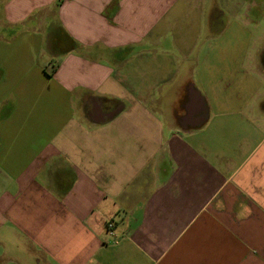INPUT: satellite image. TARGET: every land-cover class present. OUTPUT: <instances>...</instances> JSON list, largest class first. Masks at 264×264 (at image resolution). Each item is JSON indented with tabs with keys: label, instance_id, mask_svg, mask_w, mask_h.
<instances>
[{
	"label": "crops",
	"instance_id": "obj_1",
	"mask_svg": "<svg viewBox=\"0 0 264 264\" xmlns=\"http://www.w3.org/2000/svg\"><path fill=\"white\" fill-rule=\"evenodd\" d=\"M260 19L0 0V264H264Z\"/></svg>",
	"mask_w": 264,
	"mask_h": 264
},
{
	"label": "rangeland",
	"instance_id": "obj_2",
	"mask_svg": "<svg viewBox=\"0 0 264 264\" xmlns=\"http://www.w3.org/2000/svg\"><path fill=\"white\" fill-rule=\"evenodd\" d=\"M225 12L226 13L222 12V15H220L221 23H224V22H226V23H233V16L230 13H228L227 11H225ZM207 21H206V23H209ZM260 21H261L262 24L260 26V29H258V34L259 35H263L264 34L263 33V31H264V25H263L264 21L261 20V19H260ZM208 31H209V28L206 27V32H208Z\"/></svg>",
	"mask_w": 264,
	"mask_h": 264
},
{
	"label": "built area",
	"instance_id": "obj_3",
	"mask_svg": "<svg viewBox=\"0 0 264 264\" xmlns=\"http://www.w3.org/2000/svg\"><path fill=\"white\" fill-rule=\"evenodd\" d=\"M107 228H108L110 231H112V229L114 228V222H113V221H109V222L107 223Z\"/></svg>",
	"mask_w": 264,
	"mask_h": 264
}]
</instances>
